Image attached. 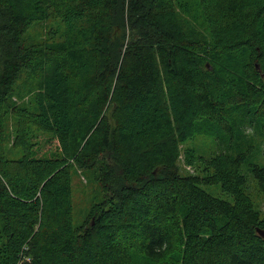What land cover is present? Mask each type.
<instances>
[{"label": "trees", "instance_id": "obj_1", "mask_svg": "<svg viewBox=\"0 0 264 264\" xmlns=\"http://www.w3.org/2000/svg\"><path fill=\"white\" fill-rule=\"evenodd\" d=\"M263 200L264 0H0V264H264Z\"/></svg>", "mask_w": 264, "mask_h": 264}, {"label": "rangeland", "instance_id": "obj_2", "mask_svg": "<svg viewBox=\"0 0 264 264\" xmlns=\"http://www.w3.org/2000/svg\"><path fill=\"white\" fill-rule=\"evenodd\" d=\"M192 9H194V13L192 17H189L188 20L191 21L192 24L196 25V17H197V11L195 10L197 7L196 1L194 3L191 2ZM47 28V25H46ZM38 39V38H36ZM28 97L24 99L23 102L27 103ZM113 111V108L111 107L110 112ZM112 116V115H111ZM116 117L113 114V120ZM116 121V119H115ZM12 120L8 121L4 124V128L6 129V134L8 131H10ZM102 130H104V126H102ZM214 146L213 141L210 138H207L206 136H197L194 137L189 142L183 144L180 146L181 154L179 159V165L181 168V174L182 175H192L194 173V169L190 164H187L188 159H190L189 154L191 153H197V154H204L208 153L212 147ZM196 154V155H197ZM192 158L194 156L192 155ZM73 182H74V198L76 201L77 209L78 211L85 210L86 207H88L91 203L93 198L98 193V186L94 183H92L85 174L79 170L77 173H74ZM210 194L217 198H221L224 200H230L231 197L223 192L220 185H213V186H205L204 187ZM262 210L264 212V200L261 204ZM82 215V213H80Z\"/></svg>", "mask_w": 264, "mask_h": 264}, {"label": "water", "instance_id": "obj_3", "mask_svg": "<svg viewBox=\"0 0 264 264\" xmlns=\"http://www.w3.org/2000/svg\"><path fill=\"white\" fill-rule=\"evenodd\" d=\"M258 234L264 238V230L258 229Z\"/></svg>", "mask_w": 264, "mask_h": 264}]
</instances>
